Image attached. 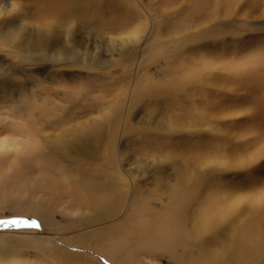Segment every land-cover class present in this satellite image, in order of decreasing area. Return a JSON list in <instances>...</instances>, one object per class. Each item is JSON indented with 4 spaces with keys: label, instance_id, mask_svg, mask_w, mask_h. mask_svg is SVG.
Masks as SVG:
<instances>
[{
    "label": "rangeland",
    "instance_id": "rangeland-1",
    "mask_svg": "<svg viewBox=\"0 0 264 264\" xmlns=\"http://www.w3.org/2000/svg\"><path fill=\"white\" fill-rule=\"evenodd\" d=\"M11 2L15 0H0V6L11 5ZM16 2L19 5L18 11H15L19 12L18 17L23 15L26 26H35L36 21L32 23L34 19L30 17L34 12L32 0ZM89 2L95 5L94 10L87 17L75 21L78 29L75 39L84 43V47L77 51L75 59L65 60L63 66L49 69L42 64L26 65L19 56L9 53L12 48L4 47L0 51V129L11 128V134L18 139L25 138L27 133L37 132L43 139L51 140L69 135L76 128H89L101 116L116 119V114L108 112V108L116 100L122 99L124 106L129 108V116L127 122H122L127 133L121 132L118 135V139L121 138L119 147L122 149L119 160L122 159L118 161L120 171L115 170L112 157L104 147L100 152L91 153L89 164L77 162L72 166L73 169L102 175L105 182L119 187L120 214L126 209L130 210L122 216L123 221L128 223L140 220L141 214L146 213L145 218L162 221L159 224L167 226L173 222L171 217H167L169 210L176 207L181 210L179 217L187 214L184 220L192 232V226L196 227L202 218L210 216L215 209L220 211L227 203L226 193L235 195L233 201H236L237 207L241 204L243 206L245 201H264V0H234V14L224 20L230 25L229 28L236 27L238 31L227 35L230 38L229 44L225 43L228 50H236L235 54L226 55L221 49V40L211 38L206 43L202 42L204 44L200 43V47L190 45L185 53L174 54L172 57L169 54H156L162 48L160 42L150 40L144 48L142 43L145 38H135L132 34L139 20H135V15L121 20L113 0ZM141 2L148 13L146 10L141 12L139 8L138 14L144 17L151 15L157 28H163L159 32L164 36L162 41L167 39L166 36H178L179 29H185H178V25L184 21L180 15L181 7L191 4V0ZM59 28L60 41L65 42L64 27ZM189 28L184 32H188ZM133 41L140 49L136 51L138 57L147 58V71L159 79V89L165 90H159L161 93L156 95L158 98L154 94L148 95L150 90L147 88V79H144L137 90L142 95H138L135 100L131 96L133 102L128 100L130 89L123 83L126 79L131 84L132 77L136 78V71L128 74L127 63L119 55L122 48ZM169 48L172 54L175 53L174 45ZM83 51H88V55ZM221 54H224L223 57ZM100 58L107 60V67H97ZM82 61L86 62V68ZM232 61H240L238 64L243 66L240 68H245L239 80L233 74ZM222 63L223 67H227L223 68ZM55 69L58 71L55 72ZM18 131L22 135H18ZM130 177L135 179L134 191L138 193L134 202L123 205L135 193H131ZM194 180L200 185L199 197L190 203L188 200L182 203L181 199L180 207L172 205L178 198L176 193L180 184L187 186ZM185 204H190L188 210ZM137 205L140 209L142 207V212L138 211ZM10 208H0V232L21 233L22 236L33 232L35 238L40 236L38 233L51 232L50 227L39 218ZM214 217L217 218V215ZM54 218L59 224L70 223V218L60 214H55ZM105 218L115 219L116 216L107 213L101 220ZM92 222L68 245L71 247L78 241L81 251L91 255L90 264H96V255L84 244H90L92 240L103 242L105 236L99 231L103 222ZM175 222L178 224V219ZM229 225L221 224L222 227L202 236L192 233L187 240L189 246L182 244L186 241L182 235L177 242L180 245L176 242L173 244V236L169 235V241L168 236L165 240L157 239L153 243L142 244L136 252L145 264H210L209 261L199 260V252L215 251L223 243L224 234L234 235ZM131 234L126 243L135 246L138 239L135 233ZM56 241L64 246L55 247V251H58L54 255L56 258L51 254L46 258L48 264L54 261L59 264H76L85 260L82 256L70 257L72 252L65 247L66 242L59 238ZM28 248L21 250H26L29 255L36 254L34 249ZM19 251H9L8 255L14 253L13 256H16Z\"/></svg>",
    "mask_w": 264,
    "mask_h": 264
},
{
    "label": "bare ground",
    "instance_id": "bare-ground-1",
    "mask_svg": "<svg viewBox=\"0 0 264 264\" xmlns=\"http://www.w3.org/2000/svg\"><path fill=\"white\" fill-rule=\"evenodd\" d=\"M113 1L117 5L116 10L121 20H125L130 15H135V20H139L140 23L136 25V29L132 34L135 35V38L142 40L145 38V41L142 43L144 48L150 40L151 42L161 43L162 48L156 54H169L172 57L174 54L185 53L184 51L190 45H198L197 47H200V43H206V40L211 38L221 40L220 42L223 43L221 44V49L224 50L226 55L230 56L229 54L236 53L234 48H229L230 51L226 45L229 44L228 40L230 39H228L227 35L238 33L237 28H229L230 25L226 24L224 20L230 14H234L232 8L234 0H191V4H185V6L181 7L182 11L180 15L184 21L178 25V29L183 27L185 29H179L180 34L178 36H166L165 38L167 39L163 41L161 39L164 36L159 33L163 28H157L153 17L149 14V17L138 14L139 8L141 12L142 10H146V13H148L147 8L144 7L141 0ZM32 2L34 12L30 17L34 19L31 20L32 23H35L34 21L37 23L32 27L26 26L24 24L26 19L22 17L23 15L19 18V12H15L18 11L17 8L19 7L16 0L15 2H11V5L0 6V51H3L4 47H10L9 49L12 48V50L9 53L19 56L21 62L23 61L24 64L31 66L42 64L49 69L63 66L65 60L75 59L77 51L84 47V43L75 39L78 30L75 26V21L77 20L78 22L81 20L80 18L87 17V14L94 10L93 7L95 5H92L89 0H32ZM18 21L20 22L18 23ZM193 23L197 25L193 26ZM59 26L64 27L65 42L60 41ZM187 27H190L188 32H184ZM137 42L140 41L137 40ZM225 43L227 44L225 45ZM170 45H174L176 48L173 54L169 48ZM143 46L141 51L144 49ZM192 48L194 47L192 46ZM122 49L123 51L119 56L127 63L126 71L128 74H134V71H136V78L132 77L131 84H128L126 79L123 83L130 89L128 100L133 102L138 95H142L137 90L144 79H147V88L150 90L149 96L154 94L155 97L159 94L158 92L161 93L159 91L162 90L159 89V79H156L155 76L147 71V67H145L147 58L138 57L136 51L138 52L140 49L135 42H129ZM227 51L229 53H226ZM144 52L145 50L142 51V54ZM83 53L88 55V51H83ZM82 62L85 63L82 65L86 68V62ZM106 62L107 60L100 58L97 67L99 69L104 68ZM239 62H233V71L235 72L233 74L236 75L235 77L238 80L243 77L245 70V68L244 70L240 68L243 66L238 64ZM134 63L136 64L134 65ZM223 65L222 63V67ZM228 66L231 67V65ZM214 68L217 69L216 67ZM56 71L58 70L55 69ZM131 96L134 97V100H132ZM118 101L120 102L117 103ZM130 104L132 105V103ZM108 109V112H112L113 115L116 114V119L108 116L106 118L110 120H107L101 116L92 122V124L90 122L91 126L89 128H76L69 135L59 136L51 140L43 139L37 132H31V130V133H24L26 134L25 138L21 136L23 139H18L16 135L13 136L11 134V128L4 130L2 127L3 130L0 129V208L8 209V207H11L10 209L14 208L19 213L31 214L42 220L51 230L49 233H38L40 235L39 237L37 236L38 238L34 237L33 232L25 233L23 234L24 236L21 233L0 232V264H48L46 262L47 257H50L52 254L53 258H56L54 255L58 251H55V247L64 246L61 242L56 241L57 238L62 240V242H66L67 245L65 247L72 252L70 257L82 256L85 259H82L83 261L76 260L78 261L76 264H90L91 255L81 251L78 241L75 245L72 244L71 247L68 244L74 241L77 236H80L82 231H84V227L94 220L103 222L99 226V231L105 236L104 241L96 242L92 240L90 244L84 245H88L93 250L96 255L94 256L97 257H94L96 264H145L139 259V255L136 252L137 248L142 244L153 243L157 239L162 240L167 236L168 241L169 237L173 236L174 244L180 241V236L182 235L183 238H186V241L182 244L189 246L190 243L187 240L192 233V235L197 234L202 236L209 231L216 230L221 224L227 223L233 229L234 235L225 236L224 234L223 243L215 251L208 252L201 250L198 255L199 260L209 261L210 264H264V201L262 200H257L253 203L245 201L243 203L245 206L241 204L237 207L236 201H233V199H236L235 195L222 191L226 193L227 203L223 207L221 206L220 211H218L219 209H215L210 216L202 218L196 227L192 226V232L188 229L186 220H184L187 214L179 217V211L181 210L176 207L174 210H169L167 217H171L173 222L167 226L159 224L160 221L145 218L144 215L146 213L144 215L141 214L142 207L140 209L139 205H137L138 211L141 210L139 213L142 218L128 223L123 221L122 216L129 209L124 210L122 215L120 214V203L118 202L120 198L119 187L105 182L102 179V175L90 174L86 170L73 169L72 166L73 163L77 162L89 164L90 160H92L90 158L91 153L100 152L104 150V147L112 157L113 167L117 172L120 171L118 161L122 159L119 160L122 149L120 150L119 147V140L121 138L118 139V135L121 132L122 134L127 133L126 129L122 126V122H127L129 108L127 105L124 106V101L120 99L112 103ZM16 126L17 122L14 131L16 130ZM20 134L22 135V132L18 131V135ZM130 179L132 181L131 193H135L123 205L134 202L137 196L136 193H138L134 191L136 188L135 179L132 177ZM199 187L200 185L195 180L187 186L180 184V189L177 188L179 191L176 193L178 198L175 202L173 201L172 205L180 207L182 205L181 199L182 203L186 200L190 203V201L198 198L201 190ZM258 199L260 198L258 197ZM189 205H186L187 210ZM107 213L114 214L116 218L101 220ZM55 214L70 218V223H56V220L54 221ZM220 214L226 217L220 216ZM215 215H217V218L214 217ZM175 219H178V224H176ZM131 233H135L138 239L135 246H129L130 244L126 243L127 237L129 238ZM177 245H180V243H177ZM27 246L34 249L36 254L29 255L26 250L25 252L22 251ZM19 249L20 251L16 253V256H13L14 253L8 255L9 251L12 252V250ZM53 264H59V262L54 261Z\"/></svg>",
    "mask_w": 264,
    "mask_h": 264
}]
</instances>
